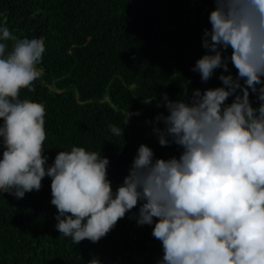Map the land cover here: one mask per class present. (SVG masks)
Masks as SVG:
<instances>
[{
  "label": "trees",
  "instance_id": "obj_1",
  "mask_svg": "<svg viewBox=\"0 0 264 264\" xmlns=\"http://www.w3.org/2000/svg\"><path fill=\"white\" fill-rule=\"evenodd\" d=\"M264 0H0V264H264Z\"/></svg>",
  "mask_w": 264,
  "mask_h": 264
},
{
  "label": "rangeland",
  "instance_id": "obj_2",
  "mask_svg": "<svg viewBox=\"0 0 264 264\" xmlns=\"http://www.w3.org/2000/svg\"><path fill=\"white\" fill-rule=\"evenodd\" d=\"M251 63L258 69L260 73L264 72V57L261 59L251 60Z\"/></svg>",
  "mask_w": 264,
  "mask_h": 264
}]
</instances>
